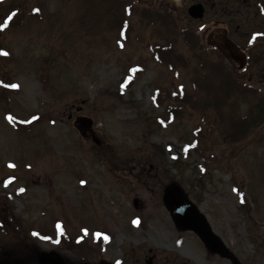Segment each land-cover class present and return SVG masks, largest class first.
<instances>
[{
	"label": "rangeland",
	"instance_id": "1",
	"mask_svg": "<svg viewBox=\"0 0 264 264\" xmlns=\"http://www.w3.org/2000/svg\"><path fill=\"white\" fill-rule=\"evenodd\" d=\"M125 4L0 0V24L20 19L0 28V262L38 264L39 253L55 252L66 264H233L177 229L164 199L176 184L234 264H264V125L235 143L225 131L259 100L237 99L209 123L189 106L165 120L170 95L204 76L179 34L192 25L172 22L166 38L138 10L125 40ZM139 35L171 39L183 58L177 78Z\"/></svg>",
	"mask_w": 264,
	"mask_h": 264
},
{
	"label": "flooded vegetation",
	"instance_id": "2",
	"mask_svg": "<svg viewBox=\"0 0 264 264\" xmlns=\"http://www.w3.org/2000/svg\"><path fill=\"white\" fill-rule=\"evenodd\" d=\"M134 1L167 3L178 23L184 24L187 18L192 25L190 26L192 32L198 35L200 44L205 46L207 52L213 53L214 56H221L228 66V72H235L240 80L250 75L248 85L258 87L259 95L264 96V0ZM256 71L259 75L258 81H255L254 72ZM209 224L213 233L219 236L214 230V224L210 221ZM190 232L215 261L227 260L234 264L233 253L225 242L222 252H213L206 247L196 232ZM154 262L153 259L150 264Z\"/></svg>",
	"mask_w": 264,
	"mask_h": 264
},
{
	"label": "trees",
	"instance_id": "3",
	"mask_svg": "<svg viewBox=\"0 0 264 264\" xmlns=\"http://www.w3.org/2000/svg\"><path fill=\"white\" fill-rule=\"evenodd\" d=\"M139 10L141 13V18L145 19L151 25H166L165 26V34L166 38H169V31L167 26H169L168 20L166 17H159V13H170L168 12V8L166 7V3L162 4H141V6L131 5L127 10V14L136 13ZM18 11V10H15ZM12 19L9 21V16L4 17V23L7 22V26L20 24L19 18H14L10 16ZM184 42L188 44V48L195 58L198 60L199 68L201 69V73L199 75H204L203 78L194 79L191 90L187 91L186 88L180 87L178 92H174L168 98L169 103L163 111H165L166 119L165 120H175L177 119L180 112H182V108L184 106H189L192 109L198 111L201 115V120L203 122L209 123L212 118L220 115V118H223L224 111L223 107L229 104L231 108L234 107L235 101L238 99H242L249 94L247 87L243 86L233 75V73H225V67L218 62H211L198 53L196 50L199 47L197 44V40L194 37L193 33L189 31V29H183L181 33H179ZM151 51L153 53V57L165 67H168L169 70L174 72V76L177 78L179 73L178 70L183 66V58L175 49V45L171 39H169L165 44H161L159 42H154L150 44ZM203 57V58H202ZM197 75V76H199ZM213 78L218 82L222 79V84L219 87H216L215 83L213 85ZM219 78V80H217ZM225 90V94L222 96L219 94ZM160 95V91L158 93ZM237 97V98H236ZM159 104H163V100L161 98L155 100ZM227 107V106H226ZM255 109L253 113L251 110L247 111L246 114L237 119L229 118L230 122L228 123L226 132V140L235 143L239 141L236 137L240 136L243 133V136L249 137L254 136L253 132L259 128V126L264 125V100H260L257 104H255ZM223 110V111H222ZM234 110V108H233ZM217 113V114H216ZM17 128H22L20 125L15 123ZM241 138H244V137ZM240 138V139H241ZM244 138V139H245ZM13 220V219H12ZM14 220L10 221L11 228H14ZM65 237V236H64ZM66 240V239H65ZM67 241V240H66ZM18 248V247H16ZM20 249L22 251H26L27 248L20 245Z\"/></svg>",
	"mask_w": 264,
	"mask_h": 264
},
{
	"label": "water",
	"instance_id": "4",
	"mask_svg": "<svg viewBox=\"0 0 264 264\" xmlns=\"http://www.w3.org/2000/svg\"><path fill=\"white\" fill-rule=\"evenodd\" d=\"M191 14L194 15L193 13ZM164 199L168 210L171 212L173 221H175L180 231H196L211 251H223L224 245L210 229L208 219L204 217L200 209L192 201L184 196L180 188L173 186ZM38 260L40 264H66L55 252H42L39 254ZM150 263L151 261H149Z\"/></svg>",
	"mask_w": 264,
	"mask_h": 264
},
{
	"label": "snow or ice",
	"instance_id": "5",
	"mask_svg": "<svg viewBox=\"0 0 264 264\" xmlns=\"http://www.w3.org/2000/svg\"><path fill=\"white\" fill-rule=\"evenodd\" d=\"M36 11H39V9H36ZM9 20H11V17H9ZM4 27H7V22L6 23H4V24H0V28H4ZM2 54H4V55H8V53L7 52H3ZM0 83H2V82H0ZM11 87H18V85H10ZM9 119L11 120V119H13L12 117H9ZM38 235V234H37ZM98 235H100V234H98Z\"/></svg>",
	"mask_w": 264,
	"mask_h": 264
},
{
	"label": "bare ground",
	"instance_id": "6",
	"mask_svg": "<svg viewBox=\"0 0 264 264\" xmlns=\"http://www.w3.org/2000/svg\"><path fill=\"white\" fill-rule=\"evenodd\" d=\"M185 255V253H183ZM187 256H190L189 254H186Z\"/></svg>",
	"mask_w": 264,
	"mask_h": 264
}]
</instances>
